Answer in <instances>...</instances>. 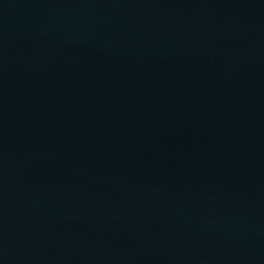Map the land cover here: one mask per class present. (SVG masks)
<instances>
[{
  "label": "water",
  "instance_id": "1",
  "mask_svg": "<svg viewBox=\"0 0 264 264\" xmlns=\"http://www.w3.org/2000/svg\"><path fill=\"white\" fill-rule=\"evenodd\" d=\"M0 264H264V0H0Z\"/></svg>",
  "mask_w": 264,
  "mask_h": 264
}]
</instances>
